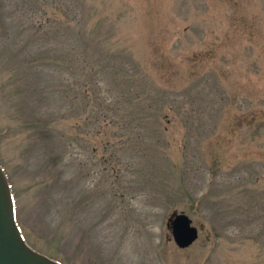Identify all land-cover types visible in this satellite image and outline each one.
Wrapping results in <instances>:
<instances>
[{
    "label": "rangeland",
    "instance_id": "obj_1",
    "mask_svg": "<svg viewBox=\"0 0 264 264\" xmlns=\"http://www.w3.org/2000/svg\"><path fill=\"white\" fill-rule=\"evenodd\" d=\"M0 165L62 264H264V0H0Z\"/></svg>",
    "mask_w": 264,
    "mask_h": 264
},
{
    "label": "water",
    "instance_id": "obj_2",
    "mask_svg": "<svg viewBox=\"0 0 264 264\" xmlns=\"http://www.w3.org/2000/svg\"><path fill=\"white\" fill-rule=\"evenodd\" d=\"M167 229L179 249L191 247L199 230L184 212H172ZM0 264H62L32 249L16 221L14 198L8 177L0 165Z\"/></svg>",
    "mask_w": 264,
    "mask_h": 264
}]
</instances>
